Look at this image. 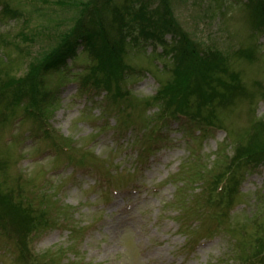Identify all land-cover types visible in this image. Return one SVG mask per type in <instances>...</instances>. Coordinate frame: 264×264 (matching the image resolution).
<instances>
[{
	"label": "rangeland",
	"instance_id": "obj_1",
	"mask_svg": "<svg viewBox=\"0 0 264 264\" xmlns=\"http://www.w3.org/2000/svg\"><path fill=\"white\" fill-rule=\"evenodd\" d=\"M1 1L30 18V23L0 21V34L12 36L41 23L74 25L71 18L84 17L81 3L94 4ZM164 1L150 4L165 13ZM166 1L182 33L189 35L190 48L209 72L214 67L216 87L228 67L231 75L225 80L234 84L233 91H222L220 97L214 91L211 102L192 105L202 131L189 120L157 119L160 109L145 103L170 74L161 56L164 48L140 39L126 58L137 71L124 84L132 101L125 112L110 106L104 92L94 96L98 90L93 87L81 93L77 78L92 64L83 47L65 72L46 76L53 104L44 105L42 114L27 110L25 96L14 106H0V158L9 160L0 178V214H16L19 208L9 204L10 198L21 200L24 209L48 211L42 232L28 235H34L31 261L21 238L0 231V264H240L234 258L238 241L264 224V164L239 165V191L214 184L218 173L226 177L230 163L239 162L237 149L250 139V152L264 151V26L255 24L247 0ZM244 47L250 58L237 57ZM26 50V44H20L19 52L0 50V64L14 61L16 74L22 75ZM39 51L41 46L34 49ZM5 113L11 117L4 118Z\"/></svg>",
	"mask_w": 264,
	"mask_h": 264
},
{
	"label": "trees",
	"instance_id": "obj_2",
	"mask_svg": "<svg viewBox=\"0 0 264 264\" xmlns=\"http://www.w3.org/2000/svg\"><path fill=\"white\" fill-rule=\"evenodd\" d=\"M33 1L48 2V0ZM151 1L146 0L139 3L135 0H125L123 5H117L116 0H93V5L86 2L81 3L83 20L77 21L74 17L71 18L72 23H75L72 24L73 26L59 23L56 27H52L51 24L41 23L36 28L27 27V32L22 29L21 33L16 36L9 33L0 34V50L14 49L17 51L20 44H26L27 48L22 52L23 58L27 60L25 72L22 75L16 74L14 64H12L14 61L9 65L5 62L0 64V106L2 109L4 110V105H16L18 99L20 100L19 97L25 96L30 104L27 110L36 109L42 114L41 109L44 105L47 107L53 104V101H50L53 95L46 88V76L51 73L65 72L68 69L69 60L75 59L78 50L83 47L90 55L92 64L84 68L77 78L81 93L88 94L89 88L93 87L98 90L94 96L97 97L104 92L106 96L103 99L110 106L115 108L119 105L121 106L119 111L125 112L126 104L129 102L127 96L130 93L123 90L124 84L128 77L137 71L127 63L126 58L142 39L146 43L151 40L154 43L152 45L164 48V54L161 56L163 55L167 60V72L170 74L162 78L160 90L154 99L146 101L145 105L149 108L157 106L160 109L161 113L157 117L159 120L168 119L172 123L189 120L190 124L202 131L191 110L192 105L200 106L204 102H209L214 91H216V97L222 91H233L234 84H229L225 80L231 74L227 67L225 75L218 79L217 83L220 84L216 87V82L211 77L214 67H211L209 72L205 65L206 61L190 48L189 35L182 33L183 31L177 25L178 21L173 18L170 10H167L169 3L164 1L166 11L162 13L160 6L157 9L152 8ZM0 3L3 7L0 21L12 19L19 23H30V18H27L23 9L13 6L8 1L0 0ZM245 6L251 11L255 24L258 22L264 26V0H247ZM53 29L55 32H52ZM169 35H173L172 43L167 42L166 38ZM47 41H49L48 46L45 44ZM37 46H41L42 51L35 54L34 49ZM245 49L246 47L238 51L237 57L250 58V53ZM217 54L214 53L209 61L216 62ZM251 54L252 58L255 57L254 52ZM7 59L6 56L4 60L7 61ZM28 62H30L29 66ZM22 67L21 64L19 70L22 71ZM201 79L202 83H200ZM210 82L213 88H210ZM131 103L130 100L129 104ZM3 117L7 119L11 115L5 113ZM205 119L211 121L209 118ZM166 125L171 124L166 123ZM230 134L232 136V133ZM66 142L71 143L72 146L71 139H66ZM247 144L237 149L240 160L233 165L230 163L231 171L226 173V177L222 178L223 174H217L214 184L216 187L223 185V190L227 188L230 192L239 191L241 186L236 175L239 165L246 163L245 169H247L254 163L264 164V151L250 152L253 144L251 139ZM7 165H9V160L0 158V178L5 176L4 170ZM203 172L196 174L198 181ZM12 197L14 198V195ZM44 199L48 201L47 198L44 197ZM9 204L19 209L14 208L16 214L10 215V218L5 216L3 218L0 214V231L3 233L1 235L8 236V238L10 235H16L21 238L20 247L24 253H27L26 259L31 261L33 256L30 252L31 242L36 233L42 232L48 211L46 207L24 209L20 206L21 200L18 198L17 201L10 198ZM30 233L34 235L29 237ZM244 237L248 239L238 241L239 251L234 258L240 264H264V224H260L255 233Z\"/></svg>",
	"mask_w": 264,
	"mask_h": 264
}]
</instances>
